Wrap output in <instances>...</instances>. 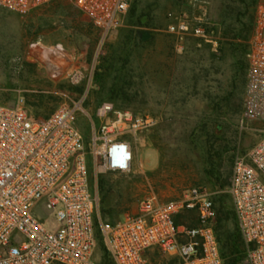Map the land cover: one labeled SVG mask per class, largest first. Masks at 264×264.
I'll list each match as a JSON object with an SVG mask.
<instances>
[{"label":"rangeland","instance_id":"rangeland-1","mask_svg":"<svg viewBox=\"0 0 264 264\" xmlns=\"http://www.w3.org/2000/svg\"><path fill=\"white\" fill-rule=\"evenodd\" d=\"M201 1L198 9L188 0H133L122 26L108 33L96 29L74 0H51L25 17L0 7V103L22 96L42 116L80 102L86 134L97 127L104 102L156 120L136 138L130 171L97 176L102 220L134 212L152 195L168 200L194 185H226L237 152L262 136L264 122L241 121L245 75L242 54L231 43L244 40L223 36L227 25L239 24L237 16L249 22L256 0ZM181 10L190 13L192 26L194 17L214 25V49L203 42L195 47L192 35L181 42L168 31ZM142 32L149 33L145 40ZM40 97L41 105L34 104ZM210 160L219 181L207 172ZM150 260L171 264L158 252Z\"/></svg>","mask_w":264,"mask_h":264},{"label":"built area","instance_id":"built-area-1","mask_svg":"<svg viewBox=\"0 0 264 264\" xmlns=\"http://www.w3.org/2000/svg\"><path fill=\"white\" fill-rule=\"evenodd\" d=\"M50 1L0 0V7L25 17ZM74 1L104 33L122 26L133 2ZM188 1L201 8V0ZM189 14L179 11L168 31L214 49V25L194 17L192 26ZM246 44L241 121L264 122V0L254 7ZM80 111V102L62 103L35 118L22 96L0 103V264H101L98 228L112 264H151L154 252L172 264H224L214 229L221 192L231 198L246 264H264V130L235 155L225 189L199 184L168 200L152 195L108 222L99 214L97 176L130 171L136 138L156 120L104 102L97 127L86 134ZM178 215L185 216L180 223Z\"/></svg>","mask_w":264,"mask_h":264},{"label":"trees","instance_id":"trees-1","mask_svg":"<svg viewBox=\"0 0 264 264\" xmlns=\"http://www.w3.org/2000/svg\"><path fill=\"white\" fill-rule=\"evenodd\" d=\"M242 3H245L244 0H240ZM257 0L255 1L254 5H256ZM133 4V2H132ZM132 13H135V8L132 9ZM253 20V14L250 17L249 20V24L246 22H242L240 20V18L237 16V21L239 22V24L237 26L233 25V24H229L227 25V29L224 30L223 32V36H230L233 39H241L244 40L241 43H231L233 45V47H235V50L240 51L242 54V63H241V69L244 72L245 75V70H246V64H245V53H246V49H247V44L246 41L249 38V31L251 29V27L253 26L252 23ZM231 33V34H230ZM142 37L141 40H145L148 36L149 33L147 32H142ZM221 50V49H220ZM43 102L42 97L38 98V102L34 103L36 105H41V103ZM242 102H243V97H242V101H241V106H240V112L242 109ZM28 109L30 110L31 114L35 117V118H45L47 117L52 111L40 116L39 112H33L31 110V106H30V101L25 102ZM209 169H208V174L211 177H214L215 181H219L220 179V175H219V171H218V166L215 162L213 161H209ZM205 184V183H202ZM229 182L225 185V184H220V189H225L228 186ZM213 187H218L215 184L211 185ZM99 187H101L103 189V181L100 180L99 181ZM99 194V191H98ZM99 214H105L106 211L104 210L103 212L100 213V203H101V196L99 194ZM228 198V200L231 202V198L229 196L228 193L226 192H221L216 198H215V207H216V219H215V225H214V229H215V233H216V237L218 239L219 245H220V252H221V256L224 260V264H241V262L243 261V259L245 258V251H244V247H243V241L241 238V234L240 231L238 229L237 226V222H236V218H235V214H234V210L232 207V203H231V209L229 207V205H227L226 203V199ZM122 213H120L114 220L112 221H108V222H115L119 216ZM184 215H178L176 218V223H180L182 222V219H184ZM101 218V216H100ZM102 220V219H101ZM230 220H234L235 221V227L233 229H230L227 227V223ZM105 221V220H102ZM191 224V223H190ZM97 239H98V248L101 252V259H100V263L101 264H112L110 257H109V253L108 250L104 244V241L102 239V236L100 234L99 228L97 229ZM170 263L172 264V261L170 260Z\"/></svg>","mask_w":264,"mask_h":264},{"label":"crops","instance_id":"crops-1","mask_svg":"<svg viewBox=\"0 0 264 264\" xmlns=\"http://www.w3.org/2000/svg\"><path fill=\"white\" fill-rule=\"evenodd\" d=\"M38 9H39V8H38ZM36 10H37V9H36ZM36 10H35V11H36ZM33 12H34V11H33ZM201 43H202V42H200L199 39H196V41L193 42L192 44L195 45V47H200ZM180 47L183 48L182 46H180ZM71 64H72V59L70 58V59L67 60L66 65L70 66Z\"/></svg>","mask_w":264,"mask_h":264}]
</instances>
